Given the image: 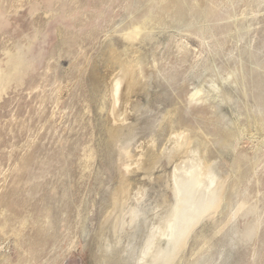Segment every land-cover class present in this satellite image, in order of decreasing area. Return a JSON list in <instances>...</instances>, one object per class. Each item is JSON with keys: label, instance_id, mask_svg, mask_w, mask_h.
I'll list each match as a JSON object with an SVG mask.
<instances>
[{"label": "rangeland", "instance_id": "obj_1", "mask_svg": "<svg viewBox=\"0 0 264 264\" xmlns=\"http://www.w3.org/2000/svg\"><path fill=\"white\" fill-rule=\"evenodd\" d=\"M0 70V264H264V0H0ZM183 146L223 188L170 251Z\"/></svg>", "mask_w": 264, "mask_h": 264}, {"label": "bare ground", "instance_id": "obj_2", "mask_svg": "<svg viewBox=\"0 0 264 264\" xmlns=\"http://www.w3.org/2000/svg\"><path fill=\"white\" fill-rule=\"evenodd\" d=\"M128 34H130V32ZM129 36H131V34L128 35V37ZM1 75L2 72L0 70V78H3L1 77ZM126 75L127 73L123 70L122 73L115 75L113 74L112 76V88L113 91H115L113 92L114 108H117L118 106V99H120L121 97L120 92L122 89V83L124 80V76ZM120 107L121 106H118V108ZM181 139L183 140V138H177V140L175 141L177 146L178 144L182 143ZM177 153H179L180 155L182 154V156H180L178 161L175 162V173H173V178L176 183V199L174 201V204L169 206L171 207L169 210V216L171 217V220L170 225H168L170 233H168L169 236L167 237L168 239L165 242L166 249H170V251H175L179 247H181L183 241H185V239L187 238L190 229L196 223H198L200 217H202L204 214H206V212L210 211V209L216 206V204L218 203V201L216 200L217 194H221V187L217 182L218 178L215 176L213 169H211V167L209 166H206L205 162H201L202 158H200L201 156H199L197 150L194 147L186 149L184 147V149H181ZM212 182H216V184L213 186ZM150 249H153V251H151L149 254L148 252L146 253L144 264H157L158 262H160L162 253L159 251V249L155 248V244H152V247H150L149 250ZM165 252L167 253V251ZM167 256L165 258H167Z\"/></svg>", "mask_w": 264, "mask_h": 264}, {"label": "water", "instance_id": "obj_3", "mask_svg": "<svg viewBox=\"0 0 264 264\" xmlns=\"http://www.w3.org/2000/svg\"><path fill=\"white\" fill-rule=\"evenodd\" d=\"M220 186H221V191H222L223 185L221 184ZM170 189H171V192H172V195H173V189H174V187H173L172 185H170ZM171 200H172V199H171ZM191 232H193V231H191ZM189 237H190V236H189ZM188 239H189V238H188ZM188 239H187V240H188ZM186 242H187V241H186V239H185V241H183V244H182V246H181V248H180L181 250H182V248H184Z\"/></svg>", "mask_w": 264, "mask_h": 264}]
</instances>
